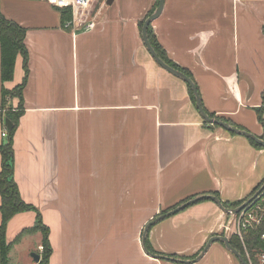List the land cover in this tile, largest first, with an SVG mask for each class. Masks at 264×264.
<instances>
[{
    "label": "crops",
    "instance_id": "crops-1",
    "mask_svg": "<svg viewBox=\"0 0 264 264\" xmlns=\"http://www.w3.org/2000/svg\"><path fill=\"white\" fill-rule=\"evenodd\" d=\"M155 2L92 0L93 28L72 33L46 0H0V12L25 28L13 177L49 228L48 264H241L220 241L192 263L142 247L145 224L163 210L201 194L243 202L264 179V147L203 124L186 82L147 51L138 22ZM150 26L168 59L190 72L204 110L263 136L255 109L264 88V0H164ZM22 60L16 55L0 91L22 81ZM34 219L30 210L12 216L7 241ZM232 219L200 199L155 221L148 250L193 258L209 237H228ZM40 245L38 237L21 264H36Z\"/></svg>",
    "mask_w": 264,
    "mask_h": 264
},
{
    "label": "trees",
    "instance_id": "trees-1",
    "mask_svg": "<svg viewBox=\"0 0 264 264\" xmlns=\"http://www.w3.org/2000/svg\"><path fill=\"white\" fill-rule=\"evenodd\" d=\"M158 0H156L152 10L145 16V18L153 11L156 7ZM62 10V22L70 18V9L63 8ZM143 18L138 22L139 30H141L142 23L144 21ZM24 35H25V28L20 26L18 23L7 19L1 12H0V79L1 81H7L12 78L13 68L15 63L16 55L20 54L22 56V66L24 69V76L22 81L19 84H16L12 89H5L4 87L1 88V99H0V130H5V136L0 135V264H8L9 263V253L14 242L19 241V239L27 233L33 232H40L42 234L41 239V246L42 250L37 252L40 255V259L36 264H48L49 257L51 255L52 249L48 240L49 228L43 223L41 213L34 205L26 203L20 195L18 190L17 184L14 180L13 173H14V151H13V135L18 125L19 117L23 112V96L22 90L24 84L27 79V51L24 46ZM147 36L148 39L158 54V56L170 66L184 72L188 77L192 79L194 82L190 72L185 69L181 68L171 60L168 59L166 52L162 48V46L157 42L150 24L147 28ZM195 84V82H194ZM196 85V84H195ZM188 95L194 106L195 98L190 86L186 83ZM197 88V86H196ZM198 90V88H197ZM16 97L17 104L14 107H8L5 109L6 105V96ZM261 106L255 109L257 119L261 124L264 130V117H263V106H264V88L261 92ZM209 117L218 118L213 113L207 112L204 110ZM8 118L11 121L12 127L9 130L4 128L3 119ZM226 121V120H225ZM203 124L211 125V126H218L217 124H211L206 120H202ZM233 133V132H232ZM264 138L261 136V138ZM249 142L256 147H260L259 144L254 142L252 139L248 138ZM264 182V179L259 183V185L253 190V192ZM251 193V195L253 194ZM217 196L216 193H213ZM189 198L182 200L179 203L186 201ZM177 203L176 205H179ZM242 201H235L232 203L224 202L223 205L228 208H235ZM172 206L171 208H173ZM163 210L162 213L168 211ZM33 211L35 213L34 223L30 227H26L21 229L13 238L12 241H7L6 239V227L8 221L14 216L16 213L24 212V211ZM264 231V220L261 224L254 226L252 228H248L244 231L243 234V243L249 253L250 258L252 261L256 260V254L264 250V241L260 238L261 233ZM230 245L235 248L238 252L242 254V256L246 259L245 252L243 249V245L239 237L235 234L229 237ZM145 244L148 249L151 250L149 245L147 236L145 238ZM195 254L193 257H195Z\"/></svg>",
    "mask_w": 264,
    "mask_h": 264
},
{
    "label": "water",
    "instance_id": "water-1",
    "mask_svg": "<svg viewBox=\"0 0 264 264\" xmlns=\"http://www.w3.org/2000/svg\"><path fill=\"white\" fill-rule=\"evenodd\" d=\"M163 1L164 0H158L156 7L153 9V11L144 19L143 23H142V27H141V38L143 41L144 46L146 47L147 51L149 52V54L152 56V58L156 61V63L161 66L162 68H164L165 70H167L168 72H170L171 74L177 76L178 78L182 79L184 82H186L194 95L195 98V104L196 107L201 115V117L206 120L207 122L211 123V124H217L218 126L236 133V134H241L243 136H246L250 139H252L254 142H256L257 144H259L260 146L264 147V140L246 130L237 128L231 124H229L228 122L222 120V119H218V118H212L209 117L208 114L204 111V108L202 106L201 103V99L198 93V90L196 88V85L194 84V82L192 81V79L190 77H188L184 72L170 66L169 64H167L166 62H164L156 53V51L154 50V48L152 47L148 36H147V28L148 25L151 23V21L153 19H155L159 13L162 10V6H163ZM112 2V0H106L107 4H110ZM3 123L5 126L6 130L11 129L12 124L11 121L8 118H4L3 119ZM264 187V184L260 186V188L258 190H256L254 192V194H252L251 196H249L246 200H244L240 205H238L235 208H228L225 207L221 201L219 200L218 197H216L213 194H201L199 196H195L192 198L187 199L186 201L180 203L179 205L174 206L173 208L169 209L168 211L161 213L159 215H157L154 219L148 221L144 228H143V233H142V247L143 250L145 251L146 254L154 257V258H160V259H166V260H172V261H176V262H184V263H192L197 261L206 251V249L208 248V246L214 242V241H220L224 244V246L226 247L227 250H229L230 252H232L240 261L241 264H248L247 261L244 259V257L242 256V254L240 252H238L235 248H233L230 243H229V238L224 236V235H214L208 238V240L206 241L205 245L203 246V248L198 252V254L190 259H181V258H176L173 256H168V255H163V254H156V253H152L150 252V250H148V248L146 247L145 244V237L147 234V230L148 228L158 219L164 218L168 215H171L183 208H185L186 206H188L189 204H192L200 199H204V198H208L213 200L218 207L223 210L224 212H229L232 214L237 213L241 208H243L247 203L250 202V200H252L258 193L259 191H261V189ZM31 257L33 259L34 262H38L40 259V255L38 253H31Z\"/></svg>",
    "mask_w": 264,
    "mask_h": 264
},
{
    "label": "built area",
    "instance_id": "built-area-1",
    "mask_svg": "<svg viewBox=\"0 0 264 264\" xmlns=\"http://www.w3.org/2000/svg\"><path fill=\"white\" fill-rule=\"evenodd\" d=\"M46 2L59 9H70V18L62 22V28L72 33L80 28L85 30L93 28L94 21L88 18V8L92 0H46ZM0 135L5 136V130L1 129ZM232 216V221L224 227L225 232L229 237L233 234L239 237L246 256V259H244L248 264H264V250L259 251L256 254V260L252 261L243 243L244 231L261 224L264 220V190L256 199L251 200ZM260 238L264 241V231L261 233ZM38 249L40 252L42 246L40 245Z\"/></svg>",
    "mask_w": 264,
    "mask_h": 264
},
{
    "label": "rangeland",
    "instance_id": "rangeland-1",
    "mask_svg": "<svg viewBox=\"0 0 264 264\" xmlns=\"http://www.w3.org/2000/svg\"><path fill=\"white\" fill-rule=\"evenodd\" d=\"M0 95H1V93H0ZM11 99H12V97H10L9 95L6 96V100L7 101H6V105L4 107L5 109H7L8 107H13L11 105V103H10V100ZM263 184H264V182L261 185H263ZM260 186L256 190H258L260 188ZM263 190H264V187L261 189V191H259V193L253 199H256L261 194V192ZM254 192H253V194H254ZM38 237L41 240L42 239L41 238L42 237V234L41 233L40 234L39 233H36V234H27V235H24L22 238H20L21 239L20 241L14 242L12 244V247H11L12 249L10 251L12 253V261H13V264H16V263L17 264H21V263H24L25 262V260H26V253H27V247L30 246L33 243V241L36 240V238H38Z\"/></svg>",
    "mask_w": 264,
    "mask_h": 264
}]
</instances>
